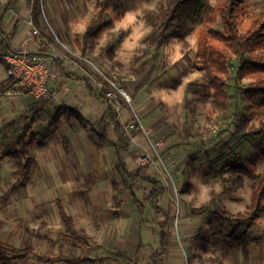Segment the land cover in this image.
<instances>
[{"label":"rangeland","instance_id":"374dc122","mask_svg":"<svg viewBox=\"0 0 264 264\" xmlns=\"http://www.w3.org/2000/svg\"><path fill=\"white\" fill-rule=\"evenodd\" d=\"M9 1L0 0V16L7 10L0 21V31L13 38V31H17L14 23L31 19L48 39L52 34L55 42L50 41L66 66V78L70 74L79 79L75 83L60 82L59 88L72 84L68 88L77 93L83 107L85 99L89 100L90 108L86 106V109H91L92 117L88 129L76 125L79 129L74 142L86 148L80 152L81 169L69 164L71 144L66 140V125L63 122L51 125L54 110L46 107L30 131L38 137L29 146L38 161L28 184L16 190H11L17 181L15 160L12 156L6 159L5 153L18 147V137L32 118V109L40 106L27 98L30 104L23 103L8 117L7 124L0 123L3 128L9 124L0 135V239L16 247L30 246L36 253L46 255L95 258L126 251L133 257L141 232L147 245L144 259L160 249L158 229L163 216L148 201L151 185L143 183L134 195L125 189L115 169V149L111 143H101L93 131L100 123L106 103L91 98L80 79L85 77L96 90H104L103 77L96 74L102 72L115 75L129 94L130 103H125L121 112L117 111L122 125L138 114L126 154L129 167H140L134 158L151 150L149 139L163 142L154 162L147 164L148 173L168 189L161 204L174 213L169 222L170 251L160 264H264V215L251 231L256 240L245 250L225 246L224 241L229 238L219 232L212 212L191 214L192 208L209 204L213 192L223 190L224 182L230 191L219 207L230 213L249 211L255 181L235 176L225 167L255 162L259 174L264 173L262 151L249 141L232 137L238 116L235 108H219L207 86L206 61L199 54L196 35L203 21L190 23L180 37L156 52L145 42L152 29L146 15L158 13L166 0H119L106 14L111 26L99 35L91 58L82 64L77 40L95 18L99 0H17L11 6ZM215 1L206 0V3L213 5ZM263 10L264 0H247L244 8L245 13ZM212 28L221 30L222 26L218 23ZM28 40L29 34L22 39L23 46ZM5 48L6 40L0 36V73L3 74L6 70L1 55ZM235 70L233 60L225 88L230 96L235 92ZM190 81L202 84V92L187 94ZM230 100L235 106L234 100ZM247 105L246 100L239 102L240 113ZM110 135L117 142L118 137ZM44 149L47 151L42 152ZM2 158L6 160L3 162ZM59 202L73 217L76 227L89 235L90 247L79 246L64 236ZM15 264L40 263L31 256ZM86 264L133 263L106 259Z\"/></svg>","mask_w":264,"mask_h":264},{"label":"trees","instance_id":"16d2710c","mask_svg":"<svg viewBox=\"0 0 264 264\" xmlns=\"http://www.w3.org/2000/svg\"><path fill=\"white\" fill-rule=\"evenodd\" d=\"M16 1L10 0L9 6L15 4ZM117 1L119 0H99L97 2L95 18L87 26L82 38L77 40L82 64L91 58L99 35L111 26V22L106 21V14ZM246 2L247 0H216L213 5H207L206 0H166V5L158 13L146 15L152 29L145 37V42L150 48L159 52L172 39L180 37L190 23L201 19L204 25L196 31L199 54L206 61L205 81L212 91L215 104L225 110L235 108V114L238 116L236 124L232 128V137L253 143L256 148L262 151L264 157V10L260 13H245ZM6 12L7 10L3 11L0 21L3 20ZM218 23L222 26L221 30L212 28ZM49 37L52 42H55L52 34H49ZM8 40L10 39L8 38ZM233 60L236 63L235 92L230 96L225 88L230 74L229 64ZM96 74L99 75L98 72ZM84 80L91 95L108 103V107L94 132L101 143H112L115 146L117 154L115 169L121 176L122 186L134 195L135 190L141 188L143 183L151 185L148 201L156 212L163 216L158 229L160 249L151 254L147 260L144 259V251L147 245L142 240L141 232L139 233V244L133 257L126 251H118L113 256L95 258L74 257L65 254L46 255L36 253L30 246L16 247L0 239V264H15L17 260H27L31 256H34L40 264H86L102 262L106 259L131 261L133 264H160L163 257L169 254L171 244L169 222L174 213L161 204V199L167 195L168 189L159 179L148 173V165L135 169L129 167L126 154L130 149V136L119 119V113L110 103L103 90H96L92 87L90 80ZM12 83L11 79L10 84ZM202 87V84L197 81H190L187 84L186 92L187 94L201 93ZM230 98L234 100L235 106ZM241 100L248 102L242 113L238 108ZM39 111L40 109L33 110L32 118L24 126L23 132L18 137V147L5 153L6 156L14 158L16 165L17 181L11 190L25 187L31 180L36 158L31 154L29 146L34 142L37 135L30 133V131L37 120ZM62 117L71 125L74 122V117L79 119L80 124L86 127L88 125L80 112L70 107L57 108L50 119V124L57 125ZM109 130L118 135L117 142L110 139ZM225 170L235 176L255 181L250 196L249 211L230 213L219 207L221 199L230 191L224 182V184L222 183L223 190L213 192L209 204L192 208L191 214L212 212L215 216V222L217 221L220 228L219 232L226 234L229 238L224 241L225 246H238L246 250L249 243L256 240L251 235V231L260 216L264 215V173L259 174L255 162L227 165ZM225 178L222 179L226 181ZM58 210L61 224L64 227V236L79 246L90 247L92 243L89 235L85 230L76 227L73 217L61 202L58 203ZM219 264L222 263L219 262Z\"/></svg>","mask_w":264,"mask_h":264},{"label":"built area","instance_id":"2783aa9c","mask_svg":"<svg viewBox=\"0 0 264 264\" xmlns=\"http://www.w3.org/2000/svg\"><path fill=\"white\" fill-rule=\"evenodd\" d=\"M31 31L29 40L21 48H5L1 55L7 75L12 79V91L16 94L27 96L35 101H47L52 97L50 83L64 81L67 75L66 66L59 53L54 52V44L30 21ZM35 44L33 49L29 45ZM103 90L108 100L112 101L116 111L121 112L125 103H130L127 91L117 81L115 75H105L98 72ZM138 114L133 115V120L124 125L125 131L132 132L136 128ZM151 150L138 156L136 163L140 166L154 162L155 155L163 146L160 139H149Z\"/></svg>","mask_w":264,"mask_h":264},{"label":"crops","instance_id":"0c3cea01","mask_svg":"<svg viewBox=\"0 0 264 264\" xmlns=\"http://www.w3.org/2000/svg\"><path fill=\"white\" fill-rule=\"evenodd\" d=\"M30 21H32V23H33V20H31V19L30 20H28V19H22L21 21H19L20 23L18 25H16V22H15L14 25H15V29H16V26H17V31L16 32H15V30L13 31V35H14L13 38L12 37H6V35L3 34V32L0 31V36H1L2 39H5L6 40V46L7 47H12V48H16L17 49V48L23 46L22 39L25 36H28V34L30 35V31H31V29H30V27H31ZM21 34H23V37H21ZM8 38L10 40H8ZM29 46L31 48H33V49L36 48V45L34 43L33 44H30ZM83 78L85 79V77H83ZM84 79H80L81 82L82 81L84 82L85 81ZM10 80L11 79L7 75L6 71H5L4 74L3 73H0V92H1L0 93V123H2L3 121H5L6 124H7L8 123L7 122L8 117L14 111H16L18 108H21V105L23 103L30 104L29 101H28V99H31V101L35 102L38 106H40L39 108H36L35 107L33 109V110L40 109L37 118L39 117L40 113L43 112L46 109V107H48L47 109L52 108L54 110V114H55L57 108H59V107H70L71 109H75V110L79 111L80 114H81V116L88 122V125L90 124L89 122L91 120L92 113H91V109L90 110L88 109V108H90L89 105H88L89 100L88 99H85V101H84L85 107H83V102L77 100V96H78V95H76L77 93L76 92L75 93H72V90L70 91L69 88H68V85L69 86H72V84L67 83V84H64V86L62 88H59L60 82H63V81H59V82L54 81V82L50 83L52 97L48 101V103L46 102L47 104H45L43 106L42 104H44V101H42V102L35 101L32 98H30V97L22 96V95H19V94L14 93L12 91V89H11L12 84H10ZM78 80L76 79V77H74V75L68 74V78H65L64 81L74 82L75 83ZM85 86H86V84H85ZM86 90H87V92H88V94L90 95L91 98H93L95 100L97 99L98 101L105 102L103 99H99L96 96L91 95L89 93L87 87H86ZM54 91H56L55 92V96H54ZM106 104H105V107H104L103 114H102L101 118L103 117V115H104V113H105V111H106V109L108 107V103H106ZM86 106L88 107L87 109H86ZM73 119H77V118L74 117ZM60 122H63L66 125V127H67L66 128V131H65V136L67 137L66 140H68L70 142V144H71V146L69 148V151H68V153L71 156L70 159H69V164H72L73 167H80L82 169V167H83V160L81 159L80 152H81V148L82 149H86V148L83 147V146L81 147L79 145H76L75 142H74V137H75V133L78 131L79 128H84L86 130L89 127H86L83 124H80L79 123V119H78L77 122L74 121L72 125L71 124H68L66 122V120H65L64 117L61 118ZM76 125L79 128H77ZM8 126H9V124L7 125V127ZM7 127L6 126L4 128L2 126L0 127V135L5 132V130H6ZM94 129L95 128H93V131H94ZM108 133H109V137H110L111 140H112V137L110 135L111 133L118 137V135H116L112 130H109ZM34 134H36V133H34ZM128 135L130 136V139H131V132L128 133ZM36 138H38V137H36ZM116 139L118 141V138H116ZM106 144H108V143H105V145ZM130 146H131V144H130ZM112 148L115 149V146L113 144H112ZM46 151H47V149L42 150V152H46ZM33 155L35 156L36 162H37L38 161V158L36 157L35 154H33ZM5 158L9 160V157L8 156H6ZM5 158H2L3 159L2 160L3 162H4V160H6ZM44 158H45V156H44ZM136 159H137V157L134 158V162L135 163H136ZM116 160H117V154H116V149H115L114 161L116 162ZM0 167H1V163H0Z\"/></svg>","mask_w":264,"mask_h":264}]
</instances>
